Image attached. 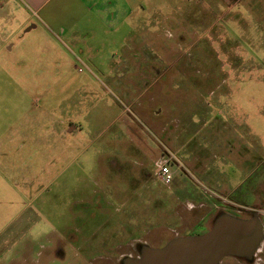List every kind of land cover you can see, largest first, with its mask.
Segmentation results:
<instances>
[{
    "label": "rangeland",
    "instance_id": "rangeland-1",
    "mask_svg": "<svg viewBox=\"0 0 264 264\" xmlns=\"http://www.w3.org/2000/svg\"><path fill=\"white\" fill-rule=\"evenodd\" d=\"M191 5L163 0L132 50H83L0 0V170L14 182L7 218L22 211L4 232L7 264H126L230 211L214 166L234 187L244 177L241 191L259 181L264 0ZM167 149L171 185L151 175Z\"/></svg>",
    "mask_w": 264,
    "mask_h": 264
},
{
    "label": "crops",
    "instance_id": "crops-1",
    "mask_svg": "<svg viewBox=\"0 0 264 264\" xmlns=\"http://www.w3.org/2000/svg\"><path fill=\"white\" fill-rule=\"evenodd\" d=\"M22 9L29 16L36 18L35 28H41V33L50 41L61 36L68 43L79 46L83 50L96 49L106 50L113 46L123 48L132 47L135 44L137 24L142 23V18L150 14L160 12L163 21V0H18ZM186 4L191 3L201 6L204 13L214 12L215 0H181ZM219 2L231 3L237 0H218ZM138 22V23H137ZM34 26V25H33ZM245 169V167H244ZM247 170V169H246ZM253 170V169H251ZM213 175L209 176L211 192L215 202H227L230 208H246L257 210L264 225V172L255 186L248 191H241L243 179L237 187L231 185L230 176L214 166ZM213 181H212V180ZM7 175L0 170V264H7L8 251L6 249L7 237L4 232L8 226L7 210L9 206V190ZM234 192V193H233ZM251 201L252 205H246L235 199ZM10 198V204L14 201ZM217 200V201H216ZM214 204L218 206V204ZM10 211V210H9ZM242 211V210H241ZM21 209L16 211L12 206L10 222L16 223L21 219ZM243 212V211H242ZM250 213V212H249ZM251 216V213H250ZM206 226V225H205ZM12 239V238H11ZM14 255V253H12ZM16 261L18 254L14 255ZM222 264H264V241L252 259L227 256ZM11 259V258H10ZM12 261L11 264H16Z\"/></svg>",
    "mask_w": 264,
    "mask_h": 264
},
{
    "label": "water",
    "instance_id": "water-1",
    "mask_svg": "<svg viewBox=\"0 0 264 264\" xmlns=\"http://www.w3.org/2000/svg\"><path fill=\"white\" fill-rule=\"evenodd\" d=\"M251 216L218 213L211 228L201 234L178 236L163 247L146 246L126 264H219L227 256L252 259L264 239V225L257 210L242 208Z\"/></svg>",
    "mask_w": 264,
    "mask_h": 264
},
{
    "label": "built area",
    "instance_id": "built-area-1",
    "mask_svg": "<svg viewBox=\"0 0 264 264\" xmlns=\"http://www.w3.org/2000/svg\"><path fill=\"white\" fill-rule=\"evenodd\" d=\"M158 160L155 161L151 171L153 177L159 182L171 185L174 181L175 173L173 170V161L176 159V154L169 149Z\"/></svg>",
    "mask_w": 264,
    "mask_h": 264
},
{
    "label": "flooded vegetation",
    "instance_id": "flooded-vegetation-1",
    "mask_svg": "<svg viewBox=\"0 0 264 264\" xmlns=\"http://www.w3.org/2000/svg\"><path fill=\"white\" fill-rule=\"evenodd\" d=\"M152 175V174H151ZM230 211H236V212H242L241 210H237L236 208H229ZM228 211V212H230ZM243 212H246V211H243ZM233 213V212H232ZM246 213H249V212H246ZM241 214V213H240ZM250 214V213H249ZM142 250V247L135 253L136 256H139V253L140 251Z\"/></svg>",
    "mask_w": 264,
    "mask_h": 264
}]
</instances>
